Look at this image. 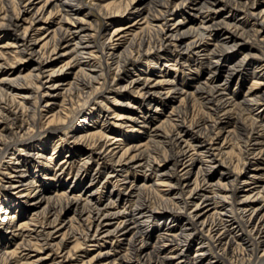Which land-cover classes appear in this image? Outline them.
Returning <instances> with one entry per match:
<instances>
[{"label": "bare ground", "instance_id": "6f19581e", "mask_svg": "<svg viewBox=\"0 0 264 264\" xmlns=\"http://www.w3.org/2000/svg\"><path fill=\"white\" fill-rule=\"evenodd\" d=\"M139 1L132 13L137 0H0V36L10 38L0 43V163L11 167L0 186L18 195L0 197V234L7 238L0 264L17 257L20 264H264V7L254 10L256 0ZM163 57L160 72L152 70ZM149 63V72L141 73ZM183 66L206 74L184 73L181 83L166 77ZM235 76L240 84L251 79L240 98L227 86ZM167 101L171 110L164 113ZM39 104L40 115L29 119ZM75 105L82 123L69 141L58 135L53 150L58 142L69 150L59 165L70 166L79 154L87 172L93 161L96 169L110 168L113 187L104 205L93 178L100 170L80 191L81 174L64 190L44 183L57 176L55 153L44 161L48 136L72 123ZM195 106L203 107L197 119ZM110 107V119L93 130L95 111L100 116ZM38 122L45 125L35 132ZM131 132L147 135L119 141L124 134L139 137ZM255 134L257 141L240 146L239 157L227 150L233 138ZM137 170L145 172L138 184L130 179ZM157 190L161 202L151 205L144 194ZM29 208L31 216L21 220ZM66 208L73 213L59 222ZM85 220L84 237L95 252L74 255L66 248L70 230ZM111 236L117 247L100 248ZM210 254L223 260H207Z\"/></svg>", "mask_w": 264, "mask_h": 264}, {"label": "rangeland", "instance_id": "374dc122", "mask_svg": "<svg viewBox=\"0 0 264 264\" xmlns=\"http://www.w3.org/2000/svg\"><path fill=\"white\" fill-rule=\"evenodd\" d=\"M88 2L89 1H87L86 4L90 3V2L89 3ZM1 4H0V6H1ZM141 4H142L141 1L137 0V2H135L132 5L131 12L134 13V11L138 7H140ZM86 6H88V5H86ZM262 7H264V0H256V5H255L254 10L259 11ZM228 13H229V8H226V9H224L222 11V15H225V14H228ZM237 14H234L233 17L234 18L238 17ZM167 17H170V15H167ZM93 18H101V17L99 16V14L97 12H94ZM195 20H196V18H195ZM101 21L104 24L105 21L102 20V19H101ZM7 40H10V38L9 37L6 38V37H3V36L2 37L0 36V41H1L0 43H4ZM9 52L11 54L13 53L12 50H7V54L5 53V55L8 57V60L10 62H12L13 59H12V56L10 54H8ZM240 55H241V51L238 52V53H235L234 56H233V59L234 60L237 59V57H239ZM172 56H173L172 58L174 59L175 55H172ZM195 57L196 56H193L192 59H195ZM167 59L168 58H164L163 57V58H160L157 61H155L156 63L155 62L151 63V69L155 70V72H160L159 69L161 67L163 68L162 65H164V62ZM33 63H34L33 61L30 63L29 68H30V66L33 65ZM149 67H150V63L146 64L144 66V69H142L141 73H148L149 72ZM251 68H252V63L247 65V69L249 71L251 70ZM181 69H183V71L182 72H178L177 76H173L175 73H174V70L171 69V72L166 77L174 79L175 81H179V83H181L182 79H183V75H185V74H186V76H191V77L195 76V77H198V78L204 77L205 74H206L205 70H199V72H197L196 68H191L190 67L189 69L188 68L184 69V66H183V68H181ZM186 76H184V77H186ZM223 78H224V72L221 75L217 76L214 79V81L216 83H220V82L223 81ZM250 80L251 79L249 77L248 79H246V81L243 84H240V81L238 80V77L235 76V77L231 78L230 80H228V82H227L228 90L229 91H233V90L236 91L237 92L236 96L240 98V97L243 96V94H244V92L246 90V87L250 83ZM109 83H112V82L110 81ZM105 87H106V90H108L109 88H112L111 86H108V84H106ZM43 90H44V88H42L40 91L42 92ZM111 96H116L117 98H127L128 97V96L120 95V93L118 94V92H114V91H111ZM58 100H60V98ZM119 100H123V99H119ZM156 104H160V100H156L151 105L152 108H150V109H154L156 107ZM2 105L3 104H0V108L2 107ZM111 105H113L112 102L109 104V106H111ZM141 106L143 107L142 109L148 108V105H146V104L145 105L142 104ZM77 107H78V105H75V108H73L71 110V113H70V117L69 118L72 120V123L65 129V131H63V132H58L57 131V133H55V135L53 134V136H51V137L48 136V138H51V139L49 140V143L46 142V144H45L46 145V147H45L46 150L44 151V155H45L44 161L45 162L48 161L46 156L48 157V156H51L52 153H55V159L51 163V169H54L53 170V174L55 173V174H57V176L62 175L61 178H60V183L59 184H57V181H56L57 176H56L54 179H52V184L49 185V183H47L48 180H46L47 178L44 179V177H45L44 174L45 173L44 172L39 173L40 176H42L43 181L46 180V181H44V183H46L45 185L48 186V187H51V189H54V188H61L63 190L67 189L68 185L72 184L74 178L77 175L79 176L81 174V176L83 175V178L81 180V183L78 184L77 188H76V190L80 191L88 183V180L90 179L91 174H93L92 172H94L95 170L98 172L100 170V169H96L97 166H98L96 161H93V163L90 164V169H89L88 172L86 170H84L83 168H85V165L84 164H79L80 163V158H81V155H79V154L75 156V158L72 161V164L70 166L59 165V162H60L61 158H63L64 155L69 150H68V148H65L66 146L62 147V144L60 145L59 142H58L57 148L53 150V145L55 143H57V141H58L57 140L58 139V135H61L62 137H64L65 141H69L70 140V136L74 133V130L77 129V126L82 123V122H80V120L83 119V116L79 115L77 117L76 113H75ZM41 108L42 107H40V104H39L37 109H35L36 113L33 114V115L32 114L29 115V119H33V120L37 119V117L40 115V109ZM164 108H165L163 110L164 113H169V111L171 110V103H169L167 101V103L164 106ZM199 108H201V109H199ZM202 109H203V107H196V106L191 108L192 114H193V116L196 119L202 114V111H203ZM113 111H114V108L110 107L109 110H107V112L106 111L105 112H101L100 116H98V114H99L98 110L95 111V112H97V114H95V120L91 121L92 129L93 130H99V128L101 127V123H102L103 119H106V121L108 119H110V116L112 115ZM145 111L146 110H144L143 112H145ZM242 111L243 110H239L237 113H239L241 116H244V113H242ZM1 112H2V110L0 109V113ZM262 117L264 118V113H263ZM44 125L45 124H43L42 122H38V124L35 127V132L42 131V129L44 128ZM258 126L261 127L260 123H257L256 127L258 128ZM132 129L133 128H125L124 131L128 132V130H129V132H130V131H132ZM143 131H145V130H143ZM46 132H47V130H45V132H40L41 138H42V136L44 138H46V136H47ZM131 133H133V134L135 133V135H133V136H139V137H137V139L135 138L133 140H132V137H131V139L129 140V136H128L129 134H124V135H121L119 137V139H120L119 141H122L124 143H128V142L134 141V140L136 142L137 141H143L146 138V135H147V132H144L143 134L140 133V132L139 133L131 132ZM257 139H258V136L256 134L252 135L249 139L244 140V141L240 140V139L233 138L227 144V150H229L232 155H235V157H239L240 156L239 155L240 146H242L241 148H244L245 146L250 145V144L254 143L255 141H257ZM61 142H63V141H61ZM65 145H67V144H65ZM24 149L25 150L30 149V150H33L34 152L36 151L32 146H26V148H24ZM84 151H86V149H84L83 152ZM41 152H43V151H41ZM159 152H161V150ZM157 155L158 154H156L155 156H157ZM24 156H26V155H24ZM25 158H27V159L31 158L32 159V157H30V156L28 157V155ZM35 158L37 159V157H35ZM159 158H161V157L159 156ZM34 165L35 164L33 162V164L30 166L31 171H32V168H35ZM109 169L110 168H108V167H104V168H102L100 170V172L98 173L97 177L96 176L93 177L97 181L98 187L100 188V193L101 194H99V196H101V198H102L101 199L102 205H104V203L106 204V202H108V196H109V193H110V191L112 190V187H113V181H109L108 182L107 180L110 179V178H106V174H107ZM219 171H220V168H216V169H214L213 174L214 175H218ZM10 172H11V167L5 168L2 165V163H0V177L4 176V173H7L9 175ZM7 174H5V176ZM144 175H145L144 170L143 171L142 170L141 171L137 170V171H134V172L131 173L130 179L138 184V183H140V182H142L144 180ZM149 176H150L151 179L155 178V174L154 173L149 174ZM105 181H107V182H105ZM61 183L63 185H61ZM57 185H61V186H57ZM2 193H5L7 196H9L10 200L11 199L16 200V198L18 197L17 194H10V193H7L6 191L4 192L3 188H1V186H0V197L2 196ZM144 196H147V198L149 199L151 205L157 204V202L158 203L161 202L160 201L161 192L158 191V190H157V192L148 191V192H146V194H144ZM11 204H14V202H11ZM123 204L124 203L122 201L120 205H123ZM66 209H68V208H66ZM14 210H15L14 208L13 209L11 208V211H14ZM30 211H31L30 208L27 209V211L24 212L23 217L21 218V220H24V217L28 218L29 216H31L30 215V213H31ZM70 213H73V209L65 210L62 213L59 222H63L64 220H66L67 216ZM2 220H3V215H0V225H2V223H3ZM167 220H168V218L165 217L164 218L165 223L167 222ZM87 224H88V222L86 220L85 221H79V222L76 221V222H74V224H73V226H72V228L70 230L72 235H69V238H68L69 242L67 243L66 248L71 249L73 247V249H71L72 250L71 253L74 254V255L79 254V255L89 256V255H91V254H93L95 252V250L92 248L93 246L90 245L91 243L88 240H85V237H84V233L88 229V225ZM155 227L157 228L158 226H155ZM196 241L197 240H195V242L193 243V246H195ZM5 245H7V238H3V235L0 234V246H5ZM110 245H111V248H116L117 247L118 242L116 240V237H114V236L112 237L111 236L108 239H106L105 241H102V244H101L100 248L110 247ZM94 247H96V246H94ZM193 253H194V249L191 250V254H190L191 255V259L193 258V255H194ZM7 257H8V259H7ZM7 257H6L7 261H11L9 256H7ZM213 257L214 256H212V254H210V255H208L206 257V259L207 260L208 259H214V260H217V261L223 260V258L220 257L218 254H216L214 258ZM32 258H35V257H32ZM22 260L23 259H20V257H17V260L13 259L12 262H8V264H20V263H22ZM1 264H4V263H1ZM44 264H50V261H46ZM235 264H237V263H235Z\"/></svg>", "mask_w": 264, "mask_h": 264}]
</instances>
